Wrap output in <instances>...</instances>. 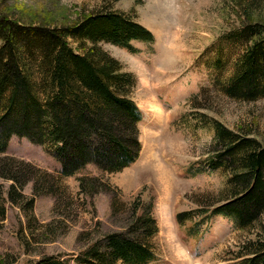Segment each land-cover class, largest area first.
Segmentation results:
<instances>
[{
  "label": "trees",
  "instance_id": "16d2710c",
  "mask_svg": "<svg viewBox=\"0 0 264 264\" xmlns=\"http://www.w3.org/2000/svg\"><path fill=\"white\" fill-rule=\"evenodd\" d=\"M262 2L247 0L241 5L237 1L243 11L242 24L223 34L227 41L244 46L231 76L217 88L228 98L264 100V19L252 16L253 8ZM70 39L78 50L69 45ZM152 40V34L131 17L110 10L57 27L26 26L0 15V179L10 183L6 192L0 185V223L9 203L24 213L32 238L44 236L36 243L53 242L70 224L66 211L72 204L66 187L55 175L6 155L13 137L50 147L63 177H73L87 165L117 174L135 162L141 150L137 128L141 113L131 98L135 78L100 44L131 50L132 41ZM196 103L192 109H203ZM207 120L213 140L206 164L230 176L210 201L195 202L196 210L177 213L175 221L179 227L194 222L187 231L191 238H197L198 226L214 215L231 218L240 230L257 226L255 238L246 241L231 261L264 264V146L249 132L232 131L215 119ZM77 182L79 195L114 192L102 177H78ZM28 184L29 197L23 193ZM41 196L54 198L53 213L58 218L44 225L33 214L35 199ZM127 206L118 197L111 198V216L128 213L126 225L90 245L78 258L80 263L149 264L154 260L150 242L157 233L153 203L137 199ZM15 262L10 254L0 255V264ZM47 262L66 264L53 258Z\"/></svg>",
  "mask_w": 264,
  "mask_h": 264
},
{
  "label": "rangeland",
  "instance_id": "374dc122",
  "mask_svg": "<svg viewBox=\"0 0 264 264\" xmlns=\"http://www.w3.org/2000/svg\"><path fill=\"white\" fill-rule=\"evenodd\" d=\"M237 1L0 0V15L26 26L69 25L83 16L110 10L131 17L153 37L152 42L132 41L131 50L100 44L135 78L131 98L141 113L137 126L141 150L128 168L107 174L87 165L77 175L63 177L50 147L16 137L10 140L6 155L55 175L66 187L72 204L66 213L71 222L63 236L36 243L44 236L34 234L32 238L24 213L6 203L5 220L0 223V255L16 257L14 264H48L49 258L82 264L78 258L90 245L125 227L128 213L111 216L110 200L116 196L126 208L137 199L153 203L157 233L150 240L154 260L149 264H185V257L190 264H235L231 259L246 241L255 238L257 226L240 230L231 218L214 215L198 226V237L191 238L187 231L194 222L179 227L175 215L196 210L195 202L210 201L230 176L206 164L213 140L207 119L232 131L249 132L264 146V100L239 101L217 89L231 76L244 48L223 37L242 24L243 11ZM240 1L243 5L247 0ZM252 16L253 20L264 19V2L253 8ZM68 41L78 50L75 41ZM193 101L203 109H192ZM159 167L164 169L162 175L157 173ZM85 176L102 177L114 192L79 195L77 178ZM9 184L0 179L4 192ZM23 193L31 196V184ZM64 202L62 198L63 207ZM53 207L51 196L35 199L33 214L40 224L58 219Z\"/></svg>",
  "mask_w": 264,
  "mask_h": 264
},
{
  "label": "bare ground",
  "instance_id": "6f19581e",
  "mask_svg": "<svg viewBox=\"0 0 264 264\" xmlns=\"http://www.w3.org/2000/svg\"><path fill=\"white\" fill-rule=\"evenodd\" d=\"M159 165V164H158ZM163 171H164V169L161 167H159V169H157V173H161V175L163 174ZM166 176V175H165ZM167 178V177H166ZM167 180H168V178H167ZM178 251H179V249H178ZM180 255L182 256V257H184V254L183 253H180ZM186 256V255H185ZM184 262H185V264H190V262L191 261H188V259L185 257L184 259Z\"/></svg>",
  "mask_w": 264,
  "mask_h": 264
}]
</instances>
